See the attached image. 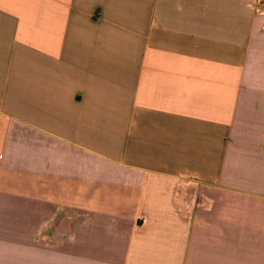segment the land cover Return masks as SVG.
<instances>
[{
	"label": "crops",
	"instance_id": "obj_1",
	"mask_svg": "<svg viewBox=\"0 0 264 264\" xmlns=\"http://www.w3.org/2000/svg\"><path fill=\"white\" fill-rule=\"evenodd\" d=\"M0 264H264V0H0Z\"/></svg>",
	"mask_w": 264,
	"mask_h": 264
}]
</instances>
